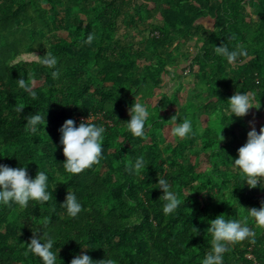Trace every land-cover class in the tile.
<instances>
[{
  "label": "trees",
  "instance_id": "1",
  "mask_svg": "<svg viewBox=\"0 0 264 264\" xmlns=\"http://www.w3.org/2000/svg\"><path fill=\"white\" fill-rule=\"evenodd\" d=\"M221 44L247 55L229 64L215 53ZM46 53L58 59L57 79L39 62ZM179 67L192 76L194 93L184 96L182 84L171 95L160 91ZM236 91L264 103V0H0V163L26 164L32 177L47 171L52 193L27 208L0 205V264H41L26 245L35 225L53 238L57 264L81 252L117 264H201L211 248L209 221L241 219L264 201V189L249 188L231 164L247 140V129L237 131L251 123L226 111ZM134 102L150 112L142 138L124 123ZM35 112L47 123L32 133L25 116ZM175 115L177 123L191 119L195 135L174 136ZM88 117L107 129L102 155L71 174L58 129ZM139 156L144 168L129 170ZM158 177L180 199L171 214L153 187ZM68 190L82 204L75 218L60 206ZM249 226L255 243L230 244L224 264H253L248 254L264 264V226L252 218Z\"/></svg>",
  "mask_w": 264,
  "mask_h": 264
},
{
  "label": "clouds",
  "instance_id": "2",
  "mask_svg": "<svg viewBox=\"0 0 264 264\" xmlns=\"http://www.w3.org/2000/svg\"><path fill=\"white\" fill-rule=\"evenodd\" d=\"M93 39L92 35L87 38L88 42ZM215 53L226 59L229 64L238 61V58L246 56L247 53L243 47L230 49L226 44L215 47ZM40 64L53 69L51 75L54 79L59 78L60 70L57 67L58 59L51 53H46L40 59ZM19 87L28 92L33 98L36 92L32 91V85L24 79L18 81ZM226 109L231 120L233 117L243 118L249 114L251 109L259 110L261 105L256 99V94L252 91H236L227 101ZM22 113L23 108H18ZM130 119L124 122L127 131L134 137H145L148 128L146 122L150 116L149 108L146 103L134 102L129 109ZM26 129L35 133L39 126L45 127L47 120L46 114L35 112L25 116ZM178 116L171 118V123L175 125L172 133L178 138H188L195 135L193 122L189 118H184L177 123ZM224 129V128H223ZM107 129L102 124L90 122L89 117L81 120L79 124L72 119H66L58 129L60 133L59 145L62 146L65 157L63 167L65 171L71 174H79L85 169L91 168L93 164L99 162L102 155L104 134ZM220 141L223 140L222 131L220 132ZM219 141V143H220ZM19 158V157H18ZM233 169L243 175L244 182L249 188L264 189V126L257 131L255 126L247 132V140L237 150L235 158L230 157ZM143 156L137 157L134 164L128 163L131 171L139 172L144 168ZM153 187L161 189V196L165 201L163 212L171 214L180 205V199L177 193L171 189L169 181L164 177H158V183ZM49 175L47 171L38 170L35 177L29 174L27 165L11 167L0 163V205L18 204L22 208H27L30 202L45 203L52 197L48 191ZM60 206L65 210L69 217L75 218L82 212V204L74 191L68 190L65 200ZM247 215L241 219H227L225 215L220 214L209 221L208 231L211 234V248L205 254L201 264H224V253L229 251L230 244H236L245 240L255 243L254 230L249 226V218L254 219L256 225L264 226V201L259 208L246 209ZM39 225V224H37ZM41 226V225H39ZM33 235L30 242L27 243L28 249L38 256L41 264H57L58 250L54 249V240L51 236L45 235L41 227H32ZM42 233V235H40ZM198 229L193 227V236L198 235ZM88 249L89 247H81ZM69 264H117L113 258L107 257L96 261L86 252L74 256Z\"/></svg>",
  "mask_w": 264,
  "mask_h": 264
},
{
  "label": "rangeland",
  "instance_id": "3",
  "mask_svg": "<svg viewBox=\"0 0 264 264\" xmlns=\"http://www.w3.org/2000/svg\"><path fill=\"white\" fill-rule=\"evenodd\" d=\"M255 16L257 14L255 13ZM203 24H206V26H210V21L208 19L202 20ZM149 32V31H147ZM147 34V33H146ZM187 62L182 61L181 65H185ZM180 65V66H181ZM172 71L174 73V77H168L164 83L163 90L160 91H165L168 94H172L181 84H182V94L184 96L188 95L193 91L194 93V83H193V78L192 76L187 72H181V67L179 68H172ZM181 76H180V75ZM197 101H202V100H197ZM196 102V100H195ZM246 121L251 122L249 125L244 126L243 128L238 129V134L244 135L245 130L247 129L248 131L251 130L252 126H255L257 131H259L261 126H264V103L261 105L260 109H251L249 111V114L244 117Z\"/></svg>",
  "mask_w": 264,
  "mask_h": 264
},
{
  "label": "built area",
  "instance_id": "4",
  "mask_svg": "<svg viewBox=\"0 0 264 264\" xmlns=\"http://www.w3.org/2000/svg\"><path fill=\"white\" fill-rule=\"evenodd\" d=\"M248 258H250L253 261V264H258V262L256 261V258L254 257V255L248 254Z\"/></svg>",
  "mask_w": 264,
  "mask_h": 264
}]
</instances>
